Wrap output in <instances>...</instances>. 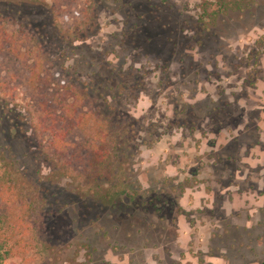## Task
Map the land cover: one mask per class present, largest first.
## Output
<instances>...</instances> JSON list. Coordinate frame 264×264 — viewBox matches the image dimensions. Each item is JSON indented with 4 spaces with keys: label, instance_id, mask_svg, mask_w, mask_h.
Instances as JSON below:
<instances>
[{
    "label": "rangeland",
    "instance_id": "obj_1",
    "mask_svg": "<svg viewBox=\"0 0 264 264\" xmlns=\"http://www.w3.org/2000/svg\"><path fill=\"white\" fill-rule=\"evenodd\" d=\"M213 3L0 0V156L21 175L0 172V218L32 216L24 259L0 264H264V0ZM57 77L135 126L134 198L89 195L94 128L55 146Z\"/></svg>",
    "mask_w": 264,
    "mask_h": 264
},
{
    "label": "trees",
    "instance_id": "obj_2",
    "mask_svg": "<svg viewBox=\"0 0 264 264\" xmlns=\"http://www.w3.org/2000/svg\"><path fill=\"white\" fill-rule=\"evenodd\" d=\"M230 2L226 3L222 0L220 5L213 3L212 12H221L235 5L237 7L243 5L241 3L242 0L234 1V4ZM35 75H38V72L35 71ZM56 82L58 83L59 90L62 92L61 95H63V99H60V106L64 107L66 111L58 116L55 111L48 110V113L42 121V125H48L47 121L52 120L50 132L52 133L53 142L57 149H61V151L66 149L65 143L67 142L65 139H67V133L69 132L66 126H68L69 121L70 126L72 124V126L81 129H87L88 126L90 129L94 128V139H97L98 142L92 143L91 155L88 160V166L90 168V172L88 173L89 195L100 199L99 201H102L103 205L110 207H116L120 201H123V196L124 198L126 196L127 199L129 197L134 198L137 190L133 185L127 183L126 177L124 176L127 168L124 164L129 163L128 159L131 148L129 145L131 138H128L126 135L132 130L134 132L135 126L129 124L130 122H124L123 125L126 126L127 130L123 131L124 127H121L122 124L120 121L116 122L113 118L105 117L106 112L102 108H99V110L92 106L88 110L78 108L76 102L67 99L69 96H73L72 84L59 78L56 79ZM63 124L65 125L63 126ZM117 163L122 164V167L115 169L114 166ZM16 165L8 162L4 156H0V172L5 174L7 178L9 177L10 181L14 182L17 175H20L19 169L14 170L12 168ZM58 167L60 168L61 166L58 165ZM0 183L3 182L0 181ZM4 187L6 186H0L1 193L4 192ZM6 189L12 194H16L13 183H10V186ZM6 214L5 212L0 218V260L14 261L21 258L24 259L27 252L25 244L31 243L26 237L29 233L28 229L31 228V225L28 223V218L32 216L30 214L27 217L28 211L25 210L12 211L10 215ZM15 224L19 226L17 227ZM21 227H24V229ZM17 231H22L21 237H19V233L15 235ZM9 232H12V235L8 234Z\"/></svg>",
    "mask_w": 264,
    "mask_h": 264
}]
</instances>
